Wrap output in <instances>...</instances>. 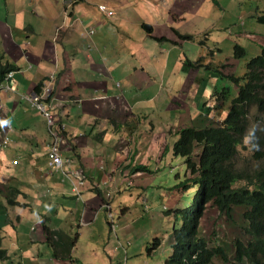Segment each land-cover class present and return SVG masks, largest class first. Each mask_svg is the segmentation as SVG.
<instances>
[{"label":"crops","instance_id":"crops-1","mask_svg":"<svg viewBox=\"0 0 264 264\" xmlns=\"http://www.w3.org/2000/svg\"><path fill=\"white\" fill-rule=\"evenodd\" d=\"M181 1L177 12L168 10L175 11L174 22L191 17V2ZM134 3L148 14L138 4L145 0H0V50L16 67L0 92V139L9 137L0 145V228L7 249L0 264H112L135 223V206L152 191L145 175L166 171L176 125L206 124L200 116L211 115L213 90L233 88L224 74L235 59L218 47L225 39L199 41V28L182 30L166 16L164 25L148 24L150 31L145 24L141 31L123 28L119 24L131 23L117 18L115 7ZM238 3L255 18L246 0ZM100 5L114 14L104 16ZM235 62L231 76L241 60ZM46 81L67 160L55 173L47 167L46 120L27 101ZM137 166L150 172H135ZM80 178L76 198L71 188Z\"/></svg>","mask_w":264,"mask_h":264},{"label":"trees","instance_id":"trees-1","mask_svg":"<svg viewBox=\"0 0 264 264\" xmlns=\"http://www.w3.org/2000/svg\"><path fill=\"white\" fill-rule=\"evenodd\" d=\"M255 19L264 25V7L256 10ZM233 47V57L243 61L244 73L228 78V88H233L214 89L216 104L211 106L212 110L221 107L228 98L225 117L219 124L176 131L171 151L173 157L184 160L183 169L164 172L168 178L162 180L172 181L173 177L174 184L168 188L178 189L182 204L163 212L172 226L170 253L163 264H264V45L247 60L242 46ZM15 70L0 50V86ZM241 150H248L247 159L241 157ZM134 171L149 170L137 166ZM207 208H214L232 225L239 222V234L230 240L221 237L211 245L202 231ZM3 234L0 228V261L7 259ZM159 246L160 240L155 238L147 251L150 254Z\"/></svg>","mask_w":264,"mask_h":264},{"label":"rangeland","instance_id":"rangeland-1","mask_svg":"<svg viewBox=\"0 0 264 264\" xmlns=\"http://www.w3.org/2000/svg\"><path fill=\"white\" fill-rule=\"evenodd\" d=\"M189 1L191 2L189 7H192V12H190L188 6L185 12H190L189 15H191V17H186L184 22H174V15L176 14L174 12H177V10L180 9V5L183 2L181 0H164L158 2H156V0H145V3H138L146 8L145 10L150 17L145 11L138 9V6L135 3L123 4V6L120 4L122 8H120V6L115 7L116 17L125 19L131 23L129 26L119 24L121 27L137 31H141L142 24H150L154 23V21L164 25L163 18L165 16L166 18L171 17L176 24L175 27H180L182 30L191 31L193 28H199L198 32L195 33H201V40L199 41L205 42V39H208L209 44L211 41H222L225 39L226 41L218 46L219 49H222L223 57H228V55H230L231 58H234L233 46L235 44L242 46L246 50V60L259 54L260 45H264V25L258 23L255 18L245 15L246 11L241 10L242 7L241 4L238 3L239 0H201L199 3H196L193 0ZM245 5L246 7H253L254 11H256L264 7V0H246ZM173 6L175 11L168 12ZM219 6L221 8H219ZM210 29H212V31ZM210 32L212 34L209 35ZM259 33L261 36H259ZM251 35L252 37H250ZM249 38H253L255 41ZM256 42L259 43V45ZM201 44L202 43H200L199 46H201ZM211 50L216 51L214 48ZM212 51L209 50L213 55ZM235 61L238 60L235 59L232 61V64L226 66L227 70L224 76L231 77V74L235 69ZM185 63L188 64V61ZM242 66L243 61H241L240 66L236 70L237 76L243 75L244 67L242 68ZM178 86L179 85L176 84V88ZM235 93L236 92H234V94ZM213 96L214 95H212L209 101L211 104L215 105V96ZM207 104L208 103L205 105L206 107ZM220 106L221 107L212 111L208 120L203 115L200 116L203 117L201 119L204 123H206V121L207 123L196 127L202 128L207 126L211 124L210 120L213 124H219L229 110L230 100L227 98L224 101V104ZM196 120L197 118L194 122ZM178 127H180V125H176L174 134H176ZM1 140L2 137L0 143ZM171 149L172 146L170 147V150ZM240 153L243 158L247 159L249 156L248 150H241ZM164 162V164H166V167L164 166V169L166 170L165 172L170 173L172 170L181 172L183 169L184 160L179 157H173L172 153ZM147 175H145L146 181L154 184L149 188L152 191L143 196V204L139 202V204L135 206V216H132L136 219L135 223L126 229L129 230V232L127 237L122 239L123 244L116 246L113 253L112 264H163L165 257L170 253L172 239L169 234L172 226H170V219L166 217L163 212L166 208H169V206H181L182 199L179 197L178 189L171 190L168 188L169 185L171 186V184H174L173 177H171L172 181L167 180V182H164V180H162L164 176L166 179L168 178V173L164 175V172L158 170L157 172H154L152 176H150L149 173ZM163 184H166L167 187H164ZM128 194L129 193H126L125 196H128ZM133 198H137V195H134ZM139 201H142L141 198ZM152 209L156 211L154 214H152ZM151 215L155 217V220L150 219L148 222V218H150ZM116 231H118V228ZM202 231L204 237L210 239V244L213 245L214 241L221 240V237L225 238V240H230L238 235L240 225L239 222H235L234 225H232L229 220L220 218L214 208H207L202 221ZM155 238L160 240V246L149 254L147 246H152ZM116 250H118V252Z\"/></svg>","mask_w":264,"mask_h":264},{"label":"built area","instance_id":"built-area-1","mask_svg":"<svg viewBox=\"0 0 264 264\" xmlns=\"http://www.w3.org/2000/svg\"><path fill=\"white\" fill-rule=\"evenodd\" d=\"M98 10L106 17H111L114 13L111 10H107L103 6H98ZM93 33V30H90V34ZM11 75L9 73L8 77ZM7 77V78H8ZM4 88L3 86H0V92L1 89ZM50 94H51V88H50V82L46 81L44 84L37 90L36 92H33L31 95L27 97V101L35 110H37L40 114L43 115V118L46 120L47 125V131L49 135L51 136V141L49 142L46 150L47 155V167L48 171L50 173H55L58 171H62L64 163L67 162V160H63L61 157V152L59 150V132H62L63 125L58 122H56V116L53 112V105L50 101ZM0 104V109H1ZM7 128L10 129V125L7 124ZM9 143V137L5 134L1 140V146H6ZM12 165L17 164L16 160H13L11 162ZM77 181L72 183V195L76 198H80V186L83 184L82 179H76ZM108 209L107 218L110 222V228L114 230L115 226L112 223L113 221V215L110 212L109 203L104 204V209ZM105 209V210H106Z\"/></svg>","mask_w":264,"mask_h":264},{"label":"water","instance_id":"water-1","mask_svg":"<svg viewBox=\"0 0 264 264\" xmlns=\"http://www.w3.org/2000/svg\"><path fill=\"white\" fill-rule=\"evenodd\" d=\"M143 28H144L146 31H150L151 26L148 25V24H145V25L143 26Z\"/></svg>","mask_w":264,"mask_h":264},{"label":"clouds","instance_id":"clouds-1","mask_svg":"<svg viewBox=\"0 0 264 264\" xmlns=\"http://www.w3.org/2000/svg\"><path fill=\"white\" fill-rule=\"evenodd\" d=\"M41 86H42V85H41ZM41 86H40V87H41ZM38 90H39V88H38ZM35 92H36V91H35ZM51 95H52V93L50 94V101H51ZM0 145H1V143H0Z\"/></svg>","mask_w":264,"mask_h":264}]
</instances>
